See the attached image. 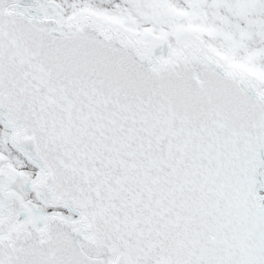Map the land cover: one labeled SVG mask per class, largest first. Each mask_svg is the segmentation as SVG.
I'll list each match as a JSON object with an SVG mask.
<instances>
[{
	"label": "snow or ice",
	"instance_id": "1",
	"mask_svg": "<svg viewBox=\"0 0 264 264\" xmlns=\"http://www.w3.org/2000/svg\"><path fill=\"white\" fill-rule=\"evenodd\" d=\"M0 264H264V0H0Z\"/></svg>",
	"mask_w": 264,
	"mask_h": 264
}]
</instances>
